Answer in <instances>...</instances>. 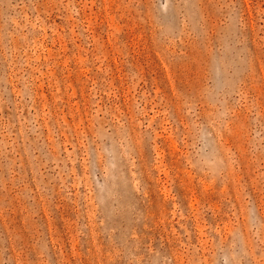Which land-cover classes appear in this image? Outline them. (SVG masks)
Masks as SVG:
<instances>
[{
  "label": "rangeland",
  "instance_id": "374dc122",
  "mask_svg": "<svg viewBox=\"0 0 264 264\" xmlns=\"http://www.w3.org/2000/svg\"><path fill=\"white\" fill-rule=\"evenodd\" d=\"M0 264H264V0H0Z\"/></svg>",
  "mask_w": 264,
  "mask_h": 264
}]
</instances>
